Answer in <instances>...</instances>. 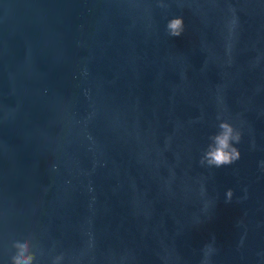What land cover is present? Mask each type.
Segmentation results:
<instances>
[{"label":"water","instance_id":"obj_1","mask_svg":"<svg viewBox=\"0 0 264 264\" xmlns=\"http://www.w3.org/2000/svg\"><path fill=\"white\" fill-rule=\"evenodd\" d=\"M16 239L34 264H264V0H0V264Z\"/></svg>","mask_w":264,"mask_h":264},{"label":"clouds","instance_id":"obj_2","mask_svg":"<svg viewBox=\"0 0 264 264\" xmlns=\"http://www.w3.org/2000/svg\"><path fill=\"white\" fill-rule=\"evenodd\" d=\"M163 7V5H160ZM184 20L182 17H174L167 21L165 29L170 37H180L184 32ZM219 131L209 137L210 143L204 150L200 159L201 165H207L210 168H221L236 162L240 158V153L235 144L241 140V133L228 122L218 124ZM233 196L229 189L225 193L226 201H230ZM12 247L17 251L11 256L10 264H34L36 254L29 252V239H16ZM63 255L56 256L52 264H61Z\"/></svg>","mask_w":264,"mask_h":264}]
</instances>
